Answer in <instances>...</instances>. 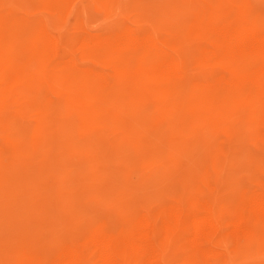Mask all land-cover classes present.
I'll return each mask as SVG.
<instances>
[{
  "label": "rangeland",
  "instance_id": "374dc122",
  "mask_svg": "<svg viewBox=\"0 0 264 264\" xmlns=\"http://www.w3.org/2000/svg\"><path fill=\"white\" fill-rule=\"evenodd\" d=\"M47 1L32 0L35 15L27 21L0 17V115L9 108L5 104L11 91L25 98L26 108L21 124L0 118V264L24 261L25 253L17 247L24 238L41 237L45 246L39 244V250L47 246L54 252L99 227L122 225L140 213L155 216L178 201H192L209 173L231 180L232 197L264 184L258 121L225 90L213 91L205 111L190 113L182 97L159 89L151 74L127 80L110 94L55 72L41 74L34 86L20 84L18 78L41 53L35 18L49 16ZM72 1L73 18L83 13L92 35L124 23L180 25L195 14L230 15L247 6V0H201L193 6L178 0ZM249 1L264 13V0ZM185 24L190 35L186 47L197 73L213 70L201 54L204 42ZM73 25L67 29L79 35ZM191 89L200 93L197 85ZM229 206L227 221L233 218ZM181 246L172 264H223L215 258L202 263L188 259ZM231 248L232 264H264L260 236L245 237L239 248Z\"/></svg>",
  "mask_w": 264,
  "mask_h": 264
},
{
  "label": "bare ground",
  "instance_id": "6f19581e",
  "mask_svg": "<svg viewBox=\"0 0 264 264\" xmlns=\"http://www.w3.org/2000/svg\"><path fill=\"white\" fill-rule=\"evenodd\" d=\"M178 1L193 6L201 0ZM247 1L243 2L246 8L230 15L195 12L190 21L180 25L157 21L145 28L140 22L124 23L103 34L92 35L87 31L83 13L73 18L76 9H72V0H49L45 4L49 16L35 18L40 27L41 53L31 61L30 71L18 75V79L20 84L30 87L39 83L41 74L55 72L87 81L90 87L110 94L127 80L151 74L159 89L182 97L190 113L202 107L205 111V105L214 99L213 91L218 88L229 92L235 102L255 116L264 141V13ZM171 3L167 6H172ZM35 9L32 0H0V17L9 22L27 21L29 15H35ZM73 22L79 35H71L67 29ZM185 23L192 25L204 42L201 54L209 61L212 71L197 73L193 54L186 47L190 35L183 27ZM80 59L91 65L81 63ZM191 85L199 86L200 95ZM9 95L5 104L9 108L2 111L0 118H5L7 124L11 121L21 124L26 118L25 98L14 91ZM199 96L202 101L196 102L194 97ZM202 183L199 197L192 201H178L155 216L140 213L122 225L99 227L76 240L66 241L54 252L47 246L39 250L41 237L21 239L17 247L25 253V258L20 264H172L181 245L187 258L196 262L215 258L220 263L232 264L233 244L239 248L245 237L264 239V184L256 188L253 184L254 189L245 193L234 191L232 197L231 180L226 177L209 173ZM227 206H233L230 221L225 217Z\"/></svg>",
  "mask_w": 264,
  "mask_h": 264
}]
</instances>
